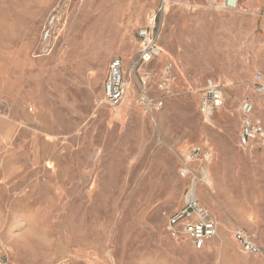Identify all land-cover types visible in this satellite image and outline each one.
<instances>
[{
    "label": "rangeland",
    "instance_id": "374dc122",
    "mask_svg": "<svg viewBox=\"0 0 264 264\" xmlns=\"http://www.w3.org/2000/svg\"><path fill=\"white\" fill-rule=\"evenodd\" d=\"M157 45L136 62L138 30L162 0H73L47 56L40 32L61 0H0V243L7 264H264L244 254L241 227L264 244V149L239 147V105L264 126V0H167ZM120 58L127 95L104 100L108 65ZM175 81L159 89L164 67ZM222 105L199 113L207 80ZM162 98L149 112L138 97ZM196 145L211 150L199 202L217 234L201 250L166 227L189 187L179 176Z\"/></svg>",
    "mask_w": 264,
    "mask_h": 264
},
{
    "label": "built area",
    "instance_id": "2783aa9c",
    "mask_svg": "<svg viewBox=\"0 0 264 264\" xmlns=\"http://www.w3.org/2000/svg\"><path fill=\"white\" fill-rule=\"evenodd\" d=\"M73 0H61L48 15L40 32L38 53L47 56L52 53L55 46V39L58 35L59 25L67 5ZM214 4L212 0H209ZM167 0H162L159 7V16L147 18L144 27L138 30L140 38L137 50L136 62H148L154 55L160 52L157 45V36L160 27L163 7ZM216 7L223 9H236L238 0H222ZM173 64L167 63L164 67L159 89L163 92L169 90L170 85L175 81ZM253 84L256 93L264 98V73L256 71L253 75ZM128 82L124 79L121 59L113 58L108 65V74L104 82V102L115 107L125 99ZM139 103L149 112L158 111L163 107L162 98H149L146 95L138 97ZM223 103V94L218 83L207 80L204 86V93L199 102V113L204 118L212 115ZM241 114L240 129L238 132V145L244 150L255 148L264 149V126L261 120L255 115L254 104L250 99H244L239 105ZM212 158L211 150L205 146H193L184 156L182 166L179 168V176L187 179V188L182 205L173 213L167 215V229L174 235L183 236L188 240L195 250H201L206 243L217 234V223L211 215L209 208L202 205L196 195V183L200 182L203 173L206 171V164ZM234 237L239 245L240 251L244 254H264V244H258L241 227L235 229ZM8 247L0 243V264H7Z\"/></svg>",
    "mask_w": 264,
    "mask_h": 264
},
{
    "label": "crops",
    "instance_id": "0c3cea01",
    "mask_svg": "<svg viewBox=\"0 0 264 264\" xmlns=\"http://www.w3.org/2000/svg\"><path fill=\"white\" fill-rule=\"evenodd\" d=\"M238 139V130H237V132H236V140Z\"/></svg>",
    "mask_w": 264,
    "mask_h": 264
}]
</instances>
